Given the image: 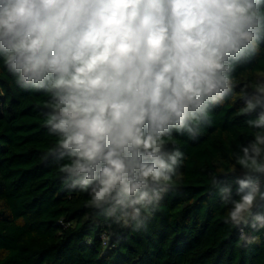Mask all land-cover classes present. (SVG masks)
I'll use <instances>...</instances> for the list:
<instances>
[{
    "label": "clouds",
    "instance_id": "obj_1",
    "mask_svg": "<svg viewBox=\"0 0 264 264\" xmlns=\"http://www.w3.org/2000/svg\"><path fill=\"white\" fill-rule=\"evenodd\" d=\"M264 45V0H0V60L16 84L48 97V154L70 189L113 223L139 230L179 179L174 134L197 138L235 94L237 69ZM241 113L254 138L213 177L225 223L264 229V78ZM257 109L259 111L257 112ZM243 225L244 227H240Z\"/></svg>",
    "mask_w": 264,
    "mask_h": 264
},
{
    "label": "trees",
    "instance_id": "obj_2",
    "mask_svg": "<svg viewBox=\"0 0 264 264\" xmlns=\"http://www.w3.org/2000/svg\"><path fill=\"white\" fill-rule=\"evenodd\" d=\"M234 75L235 94L214 107L197 138L173 135L169 147L184 153L180 177L134 230L67 187L59 171L65 160L48 154L55 137L44 125L47 95L19 87L0 60V264H264V229L246 227L250 241L241 240L240 228L225 223L231 204L212 183L231 184L238 198L243 170L232 154L257 131L246 123L257 113H241L240 93L251 95L264 78V45ZM257 202L252 211H264Z\"/></svg>",
    "mask_w": 264,
    "mask_h": 264
},
{
    "label": "rangeland",
    "instance_id": "obj_3",
    "mask_svg": "<svg viewBox=\"0 0 264 264\" xmlns=\"http://www.w3.org/2000/svg\"><path fill=\"white\" fill-rule=\"evenodd\" d=\"M257 203H258L257 201H256V202H254V207L257 205ZM254 207H253V208H254Z\"/></svg>",
    "mask_w": 264,
    "mask_h": 264
}]
</instances>
